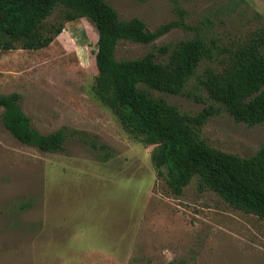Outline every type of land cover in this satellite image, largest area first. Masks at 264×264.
Wrapping results in <instances>:
<instances>
[{"label":"rangeland","instance_id":"obj_1","mask_svg":"<svg viewBox=\"0 0 264 264\" xmlns=\"http://www.w3.org/2000/svg\"><path fill=\"white\" fill-rule=\"evenodd\" d=\"M118 18L147 30L177 19L215 43L224 59L264 28V0H108ZM61 33L41 50L0 51V95L17 93L34 129L66 128L64 150L44 153L19 143L0 108V264H264V221L199 189L195 177L173 195L151 160L155 146L130 138L92 91L97 32L85 19L45 21ZM196 31L174 28L151 44L120 41L116 59H136ZM194 116L210 101L164 93ZM76 131L80 134H73ZM212 148L250 157L264 145V124L236 123L221 111L200 128Z\"/></svg>","mask_w":264,"mask_h":264},{"label":"trees","instance_id":"obj_2","mask_svg":"<svg viewBox=\"0 0 264 264\" xmlns=\"http://www.w3.org/2000/svg\"><path fill=\"white\" fill-rule=\"evenodd\" d=\"M108 0H0V51H36L48 47L61 25L45 21L56 10L63 20L85 19L97 32L93 97L109 109L130 138L153 145L151 160L168 190L180 196L193 178L199 189L220 196L235 209L264 221V145L250 157H239L207 145L200 137L206 120L221 111L236 123L264 124V28L224 59L220 70L205 67L216 58L214 41L177 19L147 30L143 21L120 20ZM174 28L196 31L192 38L155 47L140 58L117 60L120 41L148 45ZM164 93L210 103L194 116L180 113ZM20 95H0L2 124L21 144L44 153H59L70 132L42 134L22 111ZM73 134H80L72 131Z\"/></svg>","mask_w":264,"mask_h":264}]
</instances>
